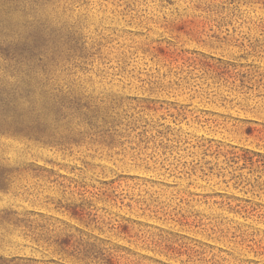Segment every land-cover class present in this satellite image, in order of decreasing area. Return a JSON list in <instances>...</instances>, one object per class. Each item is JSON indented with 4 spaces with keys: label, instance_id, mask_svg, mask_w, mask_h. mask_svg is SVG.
Here are the masks:
<instances>
[{
    "label": "rangeland",
    "instance_id": "rangeland-1",
    "mask_svg": "<svg viewBox=\"0 0 264 264\" xmlns=\"http://www.w3.org/2000/svg\"><path fill=\"white\" fill-rule=\"evenodd\" d=\"M0 264H264V0H0Z\"/></svg>",
    "mask_w": 264,
    "mask_h": 264
}]
</instances>
